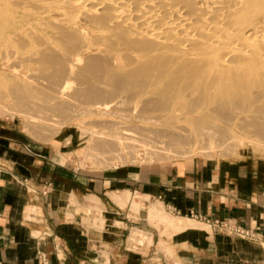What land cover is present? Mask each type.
<instances>
[{
  "label": "bare ground",
  "instance_id": "6f19581e",
  "mask_svg": "<svg viewBox=\"0 0 264 264\" xmlns=\"http://www.w3.org/2000/svg\"><path fill=\"white\" fill-rule=\"evenodd\" d=\"M5 46L27 55L18 59L8 47L10 53L1 59L14 57L49 72L35 70L48 74L50 85L28 72L11 86L20 114L33 123L34 110L48 108L67 120V113L79 112L72 109L80 103L83 115L137 111L136 118L157 124L148 137L147 127L140 130L146 132L143 144L148 138L154 142L151 153L192 149L202 141L224 143L236 130L264 148L257 143L264 142V0H0V49ZM39 97L42 106L33 103ZM109 124L106 129L116 127ZM124 129L92 131L97 140L90 148L119 159L125 147L141 143L135 135L130 140V130ZM221 143L217 146L225 148ZM148 144L140 145L153 150ZM201 144L200 153L207 148ZM226 146L220 154L230 152ZM160 214L155 207L150 211Z\"/></svg>",
  "mask_w": 264,
  "mask_h": 264
},
{
  "label": "crops",
  "instance_id": "0c3cea01",
  "mask_svg": "<svg viewBox=\"0 0 264 264\" xmlns=\"http://www.w3.org/2000/svg\"><path fill=\"white\" fill-rule=\"evenodd\" d=\"M62 147L0 124V264H264V172L255 166L94 175L69 167ZM154 207L194 224L153 220Z\"/></svg>",
  "mask_w": 264,
  "mask_h": 264
},
{
  "label": "rangeland",
  "instance_id": "374dc122",
  "mask_svg": "<svg viewBox=\"0 0 264 264\" xmlns=\"http://www.w3.org/2000/svg\"><path fill=\"white\" fill-rule=\"evenodd\" d=\"M8 47L11 49L10 50L11 53L14 51L15 52L17 51L16 53H18L17 54L18 59L22 60L23 59L22 57L27 55L26 51L17 50V47H13V46H11V47L5 46V47H2L0 49V91H1L0 94H3V96H4V98L0 97V124L14 128L16 131L19 132V134L23 135V137L25 139H28L33 144H54L55 142H56V144L61 143V145H63L61 150H62V152L65 153L63 156L67 159L68 166L73 168L74 170H77L80 173H89V174H94V175H101L103 173H108V172H110L112 170H116V169H122V170L123 169H125V170L137 169V172L141 171L144 173H149V172L165 173V172L169 171L174 166H182L184 164H191L193 162H204V161H225V162H237V163H242V164H250L252 166H255L259 171L264 172V148H261L259 146L257 147L256 146L257 144L253 145V144H255L253 142V138H251V140H252V142H251L250 138L247 137V135L245 133L239 132L238 130H236L235 133H233L234 136L231 138L232 139L231 141H230V138L227 139L228 144L226 141H222L224 143L226 142L225 144L229 145L228 147H230V146L232 147V148L230 147L231 149L229 148L231 153L230 152L228 153L227 151L224 150V154L223 153L220 154L221 151L223 152V149H226V147H227L224 143H221L220 141H217V143H213V144H216L214 146H213V144H210V146L208 145L209 147L207 146L206 141H202L201 142L202 144L200 142H198V144L193 145L192 149L190 148L191 146H188V145L185 146L186 147L185 149H187V151L189 149H191V151L189 150L190 153L185 151L184 148L183 149L181 148L179 150L185 151L186 153L183 154V152H180L179 150H174V151L171 150L170 153L167 152V154H166V152H163V151H161V152L159 151V153L158 152L157 153L156 152L151 153L152 151L155 150L154 146H153L154 142L150 138H148L149 139V141L147 140L148 142L145 140L147 139L146 137H148L150 135V133H149V132H151L150 129L152 128V130H155V129H157L158 125L156 124V126H155L154 122L146 123L147 122L146 120L144 122L143 120H140L138 117H137L138 120L141 121L142 123L137 121L136 120L137 119L136 114H138L137 111H131L132 114L130 111H128V112L126 111V113H125V111H123L126 115L127 114L132 115L131 117H130V115L129 116L127 115V117L130 118V119H128V121H127V117H125V114H124L125 118L123 117L122 111H121L122 113L120 111L116 112V113H118V112L120 113V117H118L119 113L116 116L115 112L114 113L112 112V114H114V115H112L110 113H108V115H106V113H107L106 112L103 115L96 114V115L91 117L88 115L81 114L80 108H77V107H80V103H78V104H75V106H74V108H76L75 110H74L73 106L71 108H73L72 109L73 111L78 110L79 112H77V111L76 112H72V111L70 112V110L66 109L67 112H70V113L66 112L68 115V117H67L68 121L66 120V117H65L66 115L64 116L63 114L62 115L60 114L61 117H59V116L57 117L58 113L55 112V114H54V111L50 110L48 108H42V113H40V111L34 110L32 112V110H30L29 112L30 113L32 112V114H30V113L29 114L33 115L34 117L37 118L36 119L37 122H34L36 124L35 125L33 122H31L30 118H27L24 114H20L15 102L13 101V99L11 98L9 93H10L11 88H12L11 86H13V84H15L14 80H15V82L16 81L20 82L21 80L19 79V76H23L25 73L28 74V72H29V74L34 76L33 78H35V76H36L35 79L37 81L39 79L43 80L45 78L43 80V82L41 80H39L40 83H45L46 85H50L49 82L48 83L45 82V81H47V75L49 74V72L44 71L40 68L42 71H44L45 73H48V74L46 75L44 72H39L40 74H38L35 71L38 68L37 65L29 66L25 62L23 63V61H21V60L18 61V59L14 58V57L11 58L10 60H7L9 62L1 59L5 55V52L10 53ZM5 50H7V51H5ZM14 61L17 62V63L15 62L16 65H15V63L12 64V62H14ZM18 63H20V64L17 67ZM8 67H11V69ZM40 69L38 68L39 71H41ZM10 75L13 77H11ZM6 76H9V77H6ZM12 78H14V79H12ZM9 79H11L12 81ZM11 82H12V84H10ZM46 89L48 90V88H46ZM40 98L41 97H39L38 101L33 99L35 101L33 103L34 104L38 103V106H40V105L42 106V104L44 105L43 100L41 99L42 100L41 101ZM67 105H69V104H66V106ZM133 105L137 106V101L133 102L130 107H132ZM69 107H70V105L67 106V108H69ZM44 111L49 112V113H46ZM74 113L76 115L77 114H79V115L81 114V115L76 116ZM73 114L75 115V117ZM121 114H122V116H121ZM72 115L74 118L72 117ZM43 116L46 117L45 119H47V118L48 119L45 120ZM121 117H123L124 119H122ZM134 117H135L136 121L134 120ZM43 120L47 121V122L46 123L40 122ZM49 120H50V122H48ZM63 120H65V121H63ZM91 121L93 123H97L99 121V122H101L102 125L98 122L96 124V126L99 125V127H96L95 124H93ZM108 121L111 122V125L116 124L117 129H116V127H114L115 125L111 127L112 129L111 128L106 129L108 127H105V126L110 125ZM105 123H106V125H105ZM39 124H40V126H39ZM152 124H154V125H152ZM93 125H94V127H93ZM122 125H124L123 127H126V129L128 127H130V129L129 128L127 129V130H130V132L128 131V133L130 135H127V136H130L129 137L130 140H131V138H133L134 135L137 137V134H138L139 135L138 138L136 139V137H135L133 140H136L137 142H139L138 139H140L142 145L148 144L151 140L150 144H148L146 146L147 147L153 146V150L149 149L151 151H147L148 148L145 150V147L144 148H142L143 146L141 147V145H140L141 143H138V145H139V147H138L136 144L137 143L136 141H132V142H134V145L136 144V146H133L132 142L127 140V142L129 144H132V145H128V148L125 147L123 150H121L120 154L117 155V157L119 156L121 159L120 158L117 159V158H115L116 156H109V155L108 156L107 155L101 156V154L99 155V153L96 150H92V148H90V146H91L90 144H93L95 142V140H97V138H96L93 141V137H92L93 132L92 131H95V134L96 133L98 134L100 132H102L103 134H107L109 132L116 133L117 131L120 132L122 129H124V128H122L119 130V127H122ZM113 127H114V130H113ZM136 127L138 128L137 130L139 132H141L140 131L141 128L144 130L145 128H143V127H147L145 129V131L147 130V134L148 133L149 134L145 137V134H146L145 131L141 132V134L139 132H136V130L133 131L132 129H136ZM126 129H124L123 131H127ZM113 131H115V132H113ZM240 134H242V135H240ZM242 137H244L243 139H245L247 137L246 138L247 140L243 142V140L240 139ZM143 139H145L144 144L142 142ZM248 139H249V141H248ZM91 140L93 141L92 143H90ZM238 141H240L239 144H238ZM247 141L249 143H247ZM205 142H206V144H205ZM219 142L223 146H225V148H221V146L218 147L217 144ZM199 143L202 146H204V147L206 146L208 149H211V150H208L207 148H206L207 150L203 149V147L201 146L202 150L200 153L199 152L200 151V147H199L200 144ZM220 143L218 145H220ZM257 143H261V144H259L260 146L263 143V147H264V142H257ZM234 144H235V146H234ZM239 145L243 148H241ZM215 146H217V148H221V149L217 150L215 148L216 149L215 150L214 149ZM132 147L136 150L134 151V149H131ZM142 149L144 151H142ZM232 150H234L235 152L232 153ZM83 151H85V152H83ZM176 151L178 152L177 154L175 153ZM207 151H209V152L211 151V153H209ZM162 152H163V154L164 153L165 154L163 155ZM130 153H132V154H130ZM207 153H209V154H207ZM156 154H158V155L156 156ZM225 154H227V155H225ZM104 157H108V158H104ZM122 158H125V160ZM99 159H100V161H99ZM107 159H109V160H107ZM115 159H117V160H115ZM129 197L130 196L126 197V199H124V201H122L119 204H121L122 206L126 205V202L129 199ZM93 201H94L95 205L98 204L96 199H94ZM134 205H135L137 212H138L140 202L137 200V203H135ZM91 212H93L95 214V217H96L95 220L97 221L99 218L98 213H96L95 211H91ZM162 216H164V218ZM153 220H157L158 222H161L163 224H170L173 221H176L178 223H180L182 221H187L189 224H192V225L194 224L193 221L188 220L187 218L186 219L185 218L184 219L183 218H176L175 216H173L169 213L165 214L163 212H162V215L160 214V216H155L153 218Z\"/></svg>",
  "mask_w": 264,
  "mask_h": 264
},
{
  "label": "built area",
  "instance_id": "2783aa9c",
  "mask_svg": "<svg viewBox=\"0 0 264 264\" xmlns=\"http://www.w3.org/2000/svg\"><path fill=\"white\" fill-rule=\"evenodd\" d=\"M214 224L217 226V227H226V225L223 223V222H218V221H214ZM235 233H239V234H241V235H245V236H247L248 235V233H245L244 231H241V230H239V229H234L233 230Z\"/></svg>",
  "mask_w": 264,
  "mask_h": 264
}]
</instances>
